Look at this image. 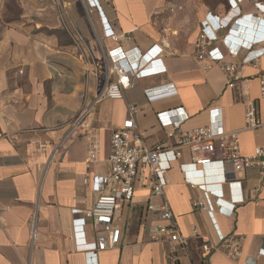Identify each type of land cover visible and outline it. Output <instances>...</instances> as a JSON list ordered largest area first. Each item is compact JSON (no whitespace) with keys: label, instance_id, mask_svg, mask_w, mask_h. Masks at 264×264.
<instances>
[{"label":"crops","instance_id":"0c3cea01","mask_svg":"<svg viewBox=\"0 0 264 264\" xmlns=\"http://www.w3.org/2000/svg\"><path fill=\"white\" fill-rule=\"evenodd\" d=\"M162 0H0V264H264V184L258 171L234 174L221 160L193 176L189 149L169 173L164 197L152 195L148 178L137 184L134 200L116 215L121 243L89 260L78 249L73 228L74 208L91 210L97 200L93 178L110 170L113 133L132 117L147 145H174L169 138L172 117L185 110L190 118L181 124L189 131L211 123L210 110L229 131L240 133L241 150L251 156L264 144V130H247L246 112L257 106L264 122L261 75L264 72V0H244L229 27L209 46L222 54V62L199 59V29L191 35L167 32L156 15ZM231 7L213 13L221 18ZM105 17L122 41L105 34ZM240 19L239 21H237ZM237 21V22H236ZM131 36V41L123 37ZM255 42L242 47V41ZM238 47L228 49L225 40ZM253 43V42H251ZM154 46L163 47L162 74L136 80L121 100L102 99L109 79L108 64L124 56L132 63ZM261 58L260 66L251 61ZM245 64L242 79L232 88L221 64ZM142 63H146L142 61ZM170 94V91H173ZM165 94V95H163ZM161 95V96H157ZM137 112L131 116L130 108ZM89 110L85 126L77 123ZM89 137L91 140H89ZM97 159L88 163L91 144ZM181 165L187 167L181 170ZM224 168L227 171L224 181ZM187 176V179H186ZM195 178L197 186L188 179ZM222 190L223 211L211 215L194 204L203 199L198 185ZM235 213L228 215L231 204ZM167 203L187 244L154 239L152 229L162 220L149 204ZM91 223V221H90ZM235 235L242 243L240 257L232 259L218 232ZM87 242L95 241L91 224ZM209 243L218 249L205 253ZM263 255V256H259Z\"/></svg>","mask_w":264,"mask_h":264},{"label":"built area","instance_id":"2783aa9c","mask_svg":"<svg viewBox=\"0 0 264 264\" xmlns=\"http://www.w3.org/2000/svg\"><path fill=\"white\" fill-rule=\"evenodd\" d=\"M243 2L244 0H230L231 12L224 18L213 13L207 14L197 41L200 60H204L208 56L212 61L222 62V54L212 51L209 46L218 40V33L222 29L228 28L237 14H241L239 4ZM257 6L264 10V6L260 4H257ZM103 22L106 36L114 42H121L122 37L115 33L105 17H103ZM123 38L127 42L132 40L131 36ZM229 42L228 39L225 40L228 49L238 52V47ZM254 42L255 37L250 38V41H242L240 43L242 47L252 48ZM156 47L154 46L132 63L126 55L127 52H125L123 57L108 64L109 74L114 76V79L108 80L102 99L121 100L124 98V92L134 87L136 80L162 74L165 69L163 60L157 57L164 52V49L160 47L159 51H156ZM142 61L146 63H142ZM260 62L261 58H257L250 63L258 67ZM244 65V63L227 62L221 64L223 71L230 77L229 87L233 88L242 79L241 72ZM172 92L174 90L166 94ZM261 96L264 98V72L261 75ZM88 112L87 108H84L81 112L77 120L79 125L85 126V118ZM136 112V107L130 108L131 116ZM157 116L161 122L165 120L171 122L173 130L168 133V137L175 138V144L150 147L138 132L135 120L129 117L123 123V126L112 135L109 173L93 178V189L97 194L94 207L91 210L77 208L72 210V224L76 239L79 242L77 245L78 249L84 251L90 261L97 259L100 252L116 248L121 243L123 232L120 227L115 225L116 215L126 204L134 200L137 184L142 178L149 179L153 196H165L166 188L169 185V173L175 162L182 157L184 148L189 149L194 156V160L190 165L193 168V173L191 174L194 177L196 173H200L197 168L209 167L219 159L224 165L231 166L234 174L256 169L260 183L256 192L262 190L264 184V144L257 147L253 155H244L241 150L240 133L229 131L225 128L223 121L217 118L219 117V109L210 110L212 120L209 125L189 131L181 129V124L190 118V115L185 110L179 111L174 117L167 111H160ZM245 125L246 129L250 131L264 130V122L260 117L257 106L254 104H251L246 112ZM89 140H91L90 137ZM97 156V145L93 143L89 146L88 163L97 159ZM186 167V165H181V170L184 171ZM223 172L224 181L230 184L227 181L225 168ZM194 179L191 178L188 181L193 182ZM193 184L192 186H197L196 182H193ZM198 188L202 190L204 197L194 204L196 208L208 212L211 217L218 210L223 211L225 202L222 198L224 195L222 190L220 191L211 184L198 185ZM230 204L231 206L227 213L228 215H233L237 205L232 202ZM148 210L158 212L163 222L152 229L151 233L154 239L162 237L172 243L187 244V238L182 236L175 223L173 212L167 203L161 207L149 204ZM89 224L92 225L95 231V241L90 243L87 242L85 231ZM217 232L222 246L228 250L229 257L232 259L240 257L242 253L241 241L235 235L225 236L218 229ZM217 249L216 246L209 243L203 245V250L207 254ZM169 259L171 264H179L180 258L175 253L170 254ZM254 264H257V261Z\"/></svg>","mask_w":264,"mask_h":264},{"label":"rangeland","instance_id":"374dc122","mask_svg":"<svg viewBox=\"0 0 264 264\" xmlns=\"http://www.w3.org/2000/svg\"><path fill=\"white\" fill-rule=\"evenodd\" d=\"M163 12L156 19L167 32L180 36L198 31L208 12L217 13L231 7L230 0H162ZM177 32V33H175Z\"/></svg>","mask_w":264,"mask_h":264}]
</instances>
